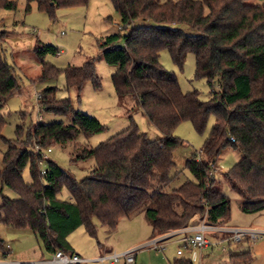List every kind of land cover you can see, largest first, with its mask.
Returning a JSON list of instances; mask_svg holds the SVG:
<instances>
[{"label":"trees","instance_id":"16d2710c","mask_svg":"<svg viewBox=\"0 0 264 264\" xmlns=\"http://www.w3.org/2000/svg\"><path fill=\"white\" fill-rule=\"evenodd\" d=\"M88 0H26L54 18L59 6L87 4ZM119 14L122 32L104 36L98 43L104 60L116 66L112 74L115 91L131 94L146 118L160 132L148 139L134 122L97 146L81 140L103 128L102 122L73 108L68 97L57 98L56 87L36 94L37 105L46 112L64 115L62 120L16 127L13 141L4 139V116L0 115V138L8 147L0 165V223L29 228L40 248L47 252H74L68 236L83 226L96 238V223L113 232L121 218L143 213L151 237L189 226L195 220L206 225L226 224L231 201L214 178L217 161L228 147L239 160L223 173L228 186L240 198L243 213L264 211V0H111ZM0 6L16 9L14 0ZM0 32V40L3 38ZM34 53L41 65L38 81L63 73L66 88L91 80L99 85L92 61L80 66L56 67L44 61L57 54L52 43L36 39ZM167 50L182 68L186 55H195V76L204 77L210 97L202 100L197 90L183 92L176 74L159 61ZM19 88L15 68L0 48V109ZM39 95V96H37ZM210 115L214 123L202 146L186 159L188 179L171 192L169 171L173 152L183 141L174 135L176 126L190 120L202 132ZM233 139V140H232ZM71 145V161L92 159V168L80 179L48 160L39 175L35 145ZM28 167L30 181L23 179ZM7 188L15 197L4 194ZM65 188L68 197L59 193ZM233 242V241H231ZM240 242V241H239ZM237 243V242H235ZM3 243L0 240V247ZM4 254V253H3ZM170 264H193L178 255ZM233 264L252 260L249 251L230 252Z\"/></svg>","mask_w":264,"mask_h":264},{"label":"rangeland","instance_id":"374dc122","mask_svg":"<svg viewBox=\"0 0 264 264\" xmlns=\"http://www.w3.org/2000/svg\"><path fill=\"white\" fill-rule=\"evenodd\" d=\"M14 1L16 2L14 10L0 6V32H4L2 41L0 40V48L3 50L5 60L14 66L19 83V88L0 109V115L5 118V125L2 129L4 139L13 141L16 138L18 125L24 128L22 135L24 137L27 127L39 121L44 123L59 120L66 123L71 122L70 117L46 112L37 105L36 94L47 86L56 87L57 98L68 97L74 109L95 116L102 122L103 128L100 131L91 133L87 137H80L89 146H97L101 141L128 127L131 121L137 125L140 132L146 134L148 139L152 140L160 136L158 129L148 121L139 107L135 96L116 93L112 81L116 66L104 60L98 46L104 36L122 32L118 27L119 14L111 0H88L84 5L59 6L55 9L54 18L39 10L35 3H31L30 10L25 11L26 0ZM36 39L52 43L58 48L57 54H47L44 57L45 62L56 67L80 66L86 61H92L99 85L95 86L91 80H87L80 90L75 86L67 89L63 73L53 79L38 81L41 65L33 50ZM159 61L165 68L176 74L183 92L197 90L200 99L207 100L210 97L211 88L206 78L195 76L196 65L193 53L186 55L182 68L172 61L167 50L161 51ZM213 123L214 116L210 115L202 132L195 130L190 120H184L176 126L173 133L180 137L183 143L173 152L174 165L169 171L171 180L165 187V191L171 192L186 180L193 179L191 173L185 168L186 159L200 149ZM4 139L0 138V165L3 153L8 147ZM71 152L72 146L69 144L66 146L51 145V151L46 152L47 159L43 160L41 166L46 168L48 160H51L62 169L71 172L76 179L86 176L92 168L93 160L71 161ZM239 158L240 153L237 150L226 148L221 153L214 172L215 180L220 182L222 191L231 201L233 217H238L241 213L238 207L240 198L225 182L223 173L231 168ZM23 179L26 182L30 181L28 167L24 169ZM4 194L9 197L16 196L7 188L4 189ZM59 195L61 198L68 197L65 188L61 189ZM96 227L104 229L97 231L98 238L103 234L107 241L114 242L115 240L117 244H124L136 238H146L151 229L143 213L130 218H121L116 229L110 233L105 226L97 223ZM69 237L83 249L91 250L94 243L96 246L95 237L88 235L83 226L75 229ZM0 239L4 243H10L11 254L15 256L14 259L11 255L4 257L3 248L0 247V258L13 259L24 264L31 262L29 258L37 259L40 249L44 257L50 255L49 252L39 247L33 232L27 227L17 228L0 223ZM167 242L170 245V252L167 253L169 246L165 251L167 256L174 254L176 257V249L179 245H172L171 239ZM223 242V245L213 243L208 249H203V247L197 250L195 248L184 249L182 256L189 257L191 251L198 253L199 250L204 254H216L220 250L221 253L222 246L228 247V240L224 239ZM230 244L229 246H234L236 243L231 242ZM211 249H214L213 252ZM161 256H164L163 252H155L146 245L137 252L135 264H170ZM195 258L197 259V256ZM88 263L90 262H86ZM117 264H122V262Z\"/></svg>","mask_w":264,"mask_h":264},{"label":"crops","instance_id":"0c3cea01","mask_svg":"<svg viewBox=\"0 0 264 264\" xmlns=\"http://www.w3.org/2000/svg\"><path fill=\"white\" fill-rule=\"evenodd\" d=\"M235 216V215H234ZM264 211L261 213H243L241 212L240 215L237 217H233V214L231 213V218L226 224L222 225H207L209 228L204 231L205 237H207L210 240V244L207 246L203 247V249H208L209 246L212 247L213 243L221 244L223 245L224 239L228 240V247L227 246H222V252L220 251L216 252V254L209 253V254H204L201 253L200 250L198 253L195 251H191V256H186L191 259L193 264H233L231 260L229 259L230 252H240V251H249L250 254L252 255V260L247 263V264H264ZM202 221L195 220L193 223H191L189 226L181 228V229H175V230H170L168 232H165L163 234H159L160 236H164L167 241L168 239H171L172 245H178V240H180L182 237L185 235H192L194 231H196L198 228H200ZM97 224V223H96ZM247 228L251 230H255L259 232V236L255 240H250L249 238H245L241 240L240 242H237L234 246H229L231 245V240L228 239V232L226 229L229 228ZM100 230L104 229H98L97 231L99 232ZM151 233L152 229H150L149 234H147L146 238H136L133 241H129L124 244H117V242L114 240V242H110L106 240V237L102 234L100 238H98V235L96 233V238L94 242H96V246L94 243V246H92L90 249L91 250H86L83 249L82 246L78 245L76 242L72 241L70 237L68 236V241L70 243V246L72 248V251L78 253L84 258H89V259H94L98 257L101 254L104 253H110V252H122L125 250L129 249H136V254H135V263H136V257H137V252L143 248H145V241H148L151 238ZM102 239V240H101ZM2 241V239H0ZM170 242V241H169ZM3 246H4V242ZM147 243V242H146ZM235 243V242H233ZM169 244V243H168ZM2 246V248H3ZM168 251L167 253L170 252V245H167ZM226 247V248H225ZM177 250V249H176ZM197 250V248H195ZM214 249H211L213 252ZM11 253H12V246H11ZM50 255L44 257V253L39 251L38 253V258L33 259L29 258L31 262H27L24 264H50L53 263L50 261L52 258L53 253L49 252ZM164 256H161L162 259H167L168 262L170 263V259L175 258V255L173 254L172 256H167L166 252H163ZM178 256V254L176 253ZM181 256L183 255L180 254ZM12 256V254H11ZM197 256V259L195 258ZM13 259L15 256H12ZM170 257V258H169ZM11 259V260H13ZM33 259V260H32ZM58 264V263H54ZM86 264V263H84ZM88 264H95V262H90ZM238 264H244V263H238Z\"/></svg>","mask_w":264,"mask_h":264},{"label":"built area","instance_id":"2783aa9c","mask_svg":"<svg viewBox=\"0 0 264 264\" xmlns=\"http://www.w3.org/2000/svg\"><path fill=\"white\" fill-rule=\"evenodd\" d=\"M33 150L40 156L38 159V172L39 175L42 176L45 174L46 168H43L41 164L44 159H47L46 152H50L51 148L35 145ZM208 228L209 227L202 221L200 228L194 231L192 235H185L180 240H178L179 247L177 248L176 253L180 255L183 253L184 249L188 250L191 248H202L210 244V240L204 235V231H206ZM226 231L228 232V239L233 242H239L245 238L255 240L259 236V232L247 228L232 227L226 229ZM146 245L149 248L153 249L155 252H165L168 242L164 236L155 235L147 241L145 246ZM3 253L4 257H6L7 255H11L10 243L4 244ZM135 254L136 249H129L122 252L104 253L94 259H89L82 257L76 252H64L62 250H58L53 253L50 261L58 264H84L86 262L92 261L95 262V264H117L120 261L122 262V264H135ZM0 264H20V262L16 260H9L6 258H0Z\"/></svg>","mask_w":264,"mask_h":264}]
</instances>
